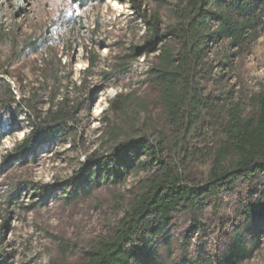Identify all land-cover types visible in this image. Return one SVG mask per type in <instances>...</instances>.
Returning <instances> with one entry per match:
<instances>
[{
    "label": "rangeland",
    "instance_id": "1",
    "mask_svg": "<svg viewBox=\"0 0 264 264\" xmlns=\"http://www.w3.org/2000/svg\"><path fill=\"white\" fill-rule=\"evenodd\" d=\"M137 1L148 17L159 18L162 28L171 23L176 0ZM137 13L129 0H0V77L18 99L33 97L42 115L62 99L78 105L63 133L47 137L35 157L18 162L15 148L32 130L29 113L24 106L0 103V264L81 263L90 246L114 232L152 170L141 164L147 160L141 155L119 179L103 180L89 195L75 199L64 189L68 182L94 151L108 155L120 142L143 136L162 140L166 147L176 141L145 81L156 53L128 58L150 36ZM3 34L16 35V42L37 39L38 51L21 55L20 45ZM226 56L222 45L212 48L213 79L205 82L206 93L236 101L238 92L252 96L264 91V31L230 66L222 64ZM117 61H131L127 73L111 75ZM118 96L129 98L119 114L110 109ZM141 100L147 102L143 111L137 105ZM243 107L246 114L248 104ZM220 139L219 130L207 125L178 140L175 153H164L175 157L167 158L176 160L188 183L200 186ZM263 188L264 180L238 183L200 209L199 221L189 212L177 214L171 250L159 240L157 260L186 264L192 257L221 254L232 228L240 226L248 241L259 237L252 259L241 264H264V219L247 225L237 215L238 206L256 199Z\"/></svg>",
    "mask_w": 264,
    "mask_h": 264
},
{
    "label": "trees",
    "instance_id": "2",
    "mask_svg": "<svg viewBox=\"0 0 264 264\" xmlns=\"http://www.w3.org/2000/svg\"><path fill=\"white\" fill-rule=\"evenodd\" d=\"M129 1L150 36L145 47L132 48L128 58L137 59L142 51L156 53L145 81L156 94L166 125L177 139L166 147L162 140L143 136L120 142L108 155L94 151L88 164L68 182L64 189L75 199L89 195L103 180L119 179L136 166L141 155L147 159L141 164L152 170L114 232L90 246L79 264H168L157 260L159 240L171 250L177 214L189 212L199 221L197 212L219 199L225 190L240 182L259 185L264 180V91L252 96L238 92L233 101L234 97L220 99L204 88L205 82L213 79L214 68L208 59L213 47H225L228 56L222 64L230 66L232 58L249 52L260 38L264 31V0H176L170 8L171 23L165 28L158 17H148L140 2ZM3 35L12 44L20 45L21 55L38 51L37 39L16 42V35ZM130 62L117 61L111 75L127 73ZM121 97L110 102V109L118 114L129 101ZM55 98L54 95L52 101ZM4 102L24 106L29 113L32 130L15 148L18 162L35 157L47 137L63 133L66 120L78 110V105L70 106L62 99L42 115L33 97L18 99L12 86L0 77V103ZM244 104L249 108L246 114ZM137 105L143 111L147 102L141 100ZM207 125L219 130L221 139L212 154L206 183L199 186L188 183L176 160L167 158L175 157L164 152L168 149L175 153L178 140ZM237 215L247 225L262 221L264 188L256 199L242 202ZM232 233L223 253L192 257L186 264H241L252 259L259 237L253 235L248 241L247 232L240 226L232 228Z\"/></svg>",
    "mask_w": 264,
    "mask_h": 264
}]
</instances>
